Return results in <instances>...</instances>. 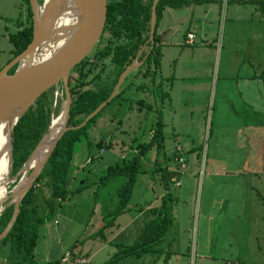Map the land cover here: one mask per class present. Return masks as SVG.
Masks as SVG:
<instances>
[{
	"label": "rangeland",
	"instance_id": "1",
	"mask_svg": "<svg viewBox=\"0 0 264 264\" xmlns=\"http://www.w3.org/2000/svg\"><path fill=\"white\" fill-rule=\"evenodd\" d=\"M218 1H221V11L220 15L218 14V18L220 17L219 22H221L216 21L215 23L216 41L212 44L211 49L204 48L200 50L198 52L200 56L185 51L177 65L174 64L175 60L174 63L171 62V58L175 57L178 49L175 50L174 48L171 51L170 48L162 57L160 77L174 74L176 70V80L174 81L169 102L166 100L163 107L160 106L158 108L162 111L163 120L160 118L161 131L159 137L156 139L154 137L157 142L153 141L150 150L146 152L145 156L141 157L142 167L144 169L149 167L151 170L146 175L139 174L137 176L130 199L131 201L138 199L142 189L140 181L148 180V178L150 180L151 172L155 174L152 169L155 157L158 156V165H162L164 161L169 165L178 164L172 152L173 138L178 135L180 137V145L183 148L182 153L187 163L184 170H187V172L197 170L198 172L197 181L194 184L188 181L187 184L183 185V187H186L184 190L186 199L183 198L179 202L180 206L184 207L185 210L182 216V220L185 222L181 226L187 230L181 231V245L177 250L189 251V264H199L194 250V239L196 238L197 240L200 236V231L197 233V214L199 213L198 206L203 188L202 172L208 168L245 170L247 172L246 178L249 176L248 173H250L251 178L254 177V173L260 176L264 174V87L262 80L260 78L254 79L252 81L254 86L248 88L243 85H235L236 81L240 80V77L264 68V15H262L264 14V9L260 8L261 18L257 20V17H255L252 24L236 23L232 26L233 22L229 21L230 10L233 4L239 0ZM260 3H264V0H255V3L244 4L243 6L246 7L239 9L241 11L254 10V5H259ZM18 15H20V20L25 22L26 3L24 0H0V66H3L5 61L12 56V44L8 39V32L15 30L19 26V20L16 18ZM244 15H246L245 12ZM251 25L252 32L249 29ZM158 26L160 27V18L157 28ZM256 27L258 28L257 31L255 30ZM245 31H247V35ZM256 35L258 37H254ZM107 37H109V32L105 30L86 55L90 60L96 62L94 71L88 77L102 65L101 77L100 79L95 78V80L99 79L98 82L105 81L114 85L112 81L116 72L114 64L108 56L95 57L93 55L95 49L101 47ZM196 57H201L199 62H197ZM193 60L196 62L194 63ZM192 67H197L194 70L203 74L202 78L197 80L199 83H203L200 87L194 85L196 80L181 79L183 74L187 73ZM76 75V70L71 69L69 77L73 80ZM152 77H154L153 81L151 80ZM160 77L157 74L144 76L137 71L136 66L130 71L127 78L125 77L120 84V87L124 88L123 94L112 100L101 111V115L94 121L90 130L91 138L95 137L92 139L93 142L102 138L104 143L110 140L111 146L102 149V147L98 148L95 143L89 147H86L85 144H77L73 159V170L76 169V162L80 161L79 164H81L83 157H86L85 160H89L88 166L91 168L92 166L103 167L104 164H113L119 161L125 153L133 154L139 150L140 146L145 145L144 143L153 135L155 130L154 122L159 117V111L152 110L155 108L156 103L164 98L159 95L163 87L161 89L156 87V84L161 80ZM164 80L166 79H163V86L165 84ZM142 81L146 83L145 88H136V84ZM57 87H54L52 91L54 100L52 106L55 104L54 98L59 99V106L54 113L52 112V116L64 104V89H61L63 87L62 82ZM141 98L145 101L143 105H139L137 102ZM120 118L121 122L119 123ZM156 144H159V155L156 153ZM191 146L194 147L189 150ZM174 150H176V147ZM87 154L93 155L94 158L90 159ZM100 154V157H95ZM79 174L80 172L76 175L77 179ZM98 174L99 172L92 171L90 179L95 178ZM14 181L15 177L9 173L8 188L14 185L12 184ZM257 185L254 180L253 190H257ZM95 186L96 183H92L90 189L92 190ZM174 187L170 189L172 194L175 193ZM44 190L48 193L46 187H44ZM9 192L10 190L8 194ZM81 193L90 195L88 189L83 190ZM252 193L254 194V191ZM255 196H261L260 192L256 193ZM256 199L259 198L256 197ZM6 200L7 198L2 203ZM73 203L75 208L79 207L80 216L78 217V212L75 211L76 215L69 220V223L77 221L79 226L73 230L63 231L62 227L65 229L69 225V223L64 224L63 213L65 210L69 213L67 206ZM78 204L76 196L72 195L66 202L61 204L58 210L48 214L47 223L50 224L54 240L56 237H60L63 249L70 248L76 238L84 237L80 241L81 245H78V247L81 246L80 250H101L91 262H88V264H99L116 250L117 246L105 244L100 237V233L89 236L91 231L96 228L90 222L94 216V214H91L93 207L90 204L88 206ZM69 214H71V210ZM54 216L61 218V221L57 224L60 231H55L57 226L53 225L55 224L53 221ZM120 217L122 218L123 215H120ZM187 218H189L188 225L186 222ZM47 223L39 227L37 249L34 248V250H40L41 242L44 238H47ZM71 231L74 233L76 231L78 236L72 238ZM182 232L185 233L183 234ZM42 233L44 236L40 235ZM58 247L61 249V246ZM6 250L7 247L4 246L2 255L0 254V264L5 260L3 254ZM75 250H78V248ZM105 250H109L110 253L105 252ZM196 250H198V245ZM252 251L249 250V255H247L248 264H253L257 261V256ZM232 257L242 259L241 256H237L236 252ZM42 261L44 262L45 260L42 259ZM83 261L84 259L78 258L77 255H70V259L66 263L83 264Z\"/></svg>",
	"mask_w": 264,
	"mask_h": 264
},
{
	"label": "crops",
	"instance_id": "2",
	"mask_svg": "<svg viewBox=\"0 0 264 264\" xmlns=\"http://www.w3.org/2000/svg\"><path fill=\"white\" fill-rule=\"evenodd\" d=\"M249 3H255V0H239L237 3L233 4L230 10L229 18V21L233 22L232 26L236 23H246L247 25H250L253 23V19H255V17H257V20L261 18L260 8L264 9V3L254 5V10L248 9L247 11H241L239 9L241 7H246L243 5H249ZM220 11L221 1L218 0H188L183 5L168 6L162 10V14L160 16V27L158 26L157 28L158 35L160 37V58L157 73L159 77L160 63L163 59L162 57H164L168 49L171 48V51L174 50V48L175 50L178 49L175 53V57L171 58L172 63H174L175 60V65L180 62L182 54H184L185 51H188L190 54L195 53L200 56L198 53L200 50H203L204 48L211 49L212 44L216 41L215 23L220 20V17L218 18ZM244 12L246 15H244ZM249 29L252 32V25L249 26ZM255 30L257 31L258 28L256 27ZM188 33H192V37L190 39L188 38ZM245 33L247 35V31H245ZM254 37H258V35ZM196 58L197 62L201 59V57ZM193 61L194 63L196 62L195 60ZM196 68L192 67L189 69L187 73L183 74L181 79L188 78L196 80L194 85L200 87L203 83H199L197 80L202 78L203 74L194 70ZM260 70L253 71L252 73H248L246 76L240 77V80L236 81L235 85H243L247 88L253 87L254 84L252 81L260 78L258 75ZM175 75L176 70L174 74L160 77V84L162 85L160 87H163L162 90L167 91V94L160 102L156 103L155 108L152 110L159 111V117H157V120L154 122V126L156 123L160 122V118H162V111L158 108H160V106L163 107L166 100L168 102L170 100L174 81L176 80ZM163 79H166L164 80V86ZM110 143V140L105 143L108 144L107 148L111 146ZM175 147L176 150H174ZM193 147L194 146H191L189 150H192ZM150 148L146 152H148ZM178 148L183 151L182 145H180V137L177 135L173 138L172 148L176 161ZM102 149H106V146ZM159 151L160 150L156 145L157 155H159ZM146 152L141 154V157L145 156ZM101 154L96 155L95 157L98 158ZM125 155L128 154H123V156ZM182 156L184 157L183 153ZM157 157L153 160L154 164L152 165V169L155 174L151 172L150 180L148 178V180L140 181V187L142 189L140 191L141 193L139 198L131 201V193L124 209L120 211L112 221L109 220V223L106 226H104V223L110 217V215L106 214V212L108 211V208H111L114 205V192L118 187L119 178L117 176L112 177L104 184L100 185L95 199H93L90 195L81 193L82 191L74 194L81 206H88L92 201L90 204V206L93 207L91 214H94V216L90 222L94 225V227L96 226V228L91 231L89 236L92 234L94 235L95 233L98 235L100 233V237L103 239L105 244H113L117 246L118 244H131L137 239L144 236H150L162 228V226L160 227V225L152 222V219L156 216L154 207L160 206L164 201V196H167V193H170L172 198L170 201L171 214L168 221L169 227L163 238H161L154 245L156 250H150L142 253L141 255L124 256L111 264L190 263L189 251L177 250L181 245V231L187 230L185 227H182L185 222L182 220L185 210L184 207L180 206L179 202L183 198L186 199V197H184V190L186 187H183V185L187 184L188 181H191L194 184L195 181H197L196 176L198 172L197 170L189 172L184 170L187 165L185 157L184 165L181 167L179 166L178 161L177 165L175 163L173 165H169L166 161H164L162 165H158ZM85 158L86 157L82 158L81 164H79L80 161L76 162V169L74 172L79 171L82 165L85 164V161H87ZM106 165L107 164H104L103 167L92 166L93 172L100 173ZM149 170L151 169L147 167L140 174L146 175ZM246 173L247 172L245 170H218L214 168H208L202 172L203 176H201V178L203 188L198 206L199 213L197 214V233L200 231V236L197 240L196 238L194 239V250L196 257H198L197 259L199 260V264H248L247 255H249V250H253L252 252L257 256V261L253 264H264V174L260 176L257 173H254V177L251 178L250 173H248L249 176L246 178ZM254 180L256 185L258 184L257 190H253ZM173 187L175 192L174 194H172L170 190L171 188L173 189ZM252 191H254V194ZM258 192H260L261 196H255ZM256 197L259 199L255 200ZM64 202H66V200ZM74 203L68 204L69 206H67L69 213L71 210V214H69L67 210L63 213V217L65 218L64 224H68L69 220L76 215L74 213L75 211L78 212L77 216H80V209L79 207L75 208ZM120 215H123V217L121 218ZM53 221L55 223L53 225L57 226V224L61 221V218H56L54 216ZM188 221L189 218H187L186 221L187 225ZM72 222L75 224L69 223L65 229L62 227V230L69 231L79 226L77 221ZM45 223H47V221ZM55 229V231H60V229L58 230V226ZM71 232L72 238H76L78 236L76 231L75 233L73 231ZM46 233L48 234L47 238H44L41 242L40 250H35V253L40 260L43 259L45 261H50L59 258L61 260L60 264H67L62 261V256L64 252L68 250L70 251V255H77L78 258L84 259L82 262L83 264H88V262H91L95 255L101 251L87 249L80 250L81 246L78 247V245H81L80 241H82L84 237L76 238L72 245H70L71 247L69 246L70 248L63 249L60 237L58 236L54 240L52 229H50V224L48 223L46 224ZM40 235H43V233ZM38 236L35 243V249H37L36 246ZM197 245L198 250H196ZM58 246H61V249ZM76 248H78V250H75ZM105 252H109V250H105ZM235 252L237 256H241L242 259L239 257H232ZM112 253H110L107 258H109ZM106 259L101 261V263Z\"/></svg>",
	"mask_w": 264,
	"mask_h": 264
},
{
	"label": "trees",
	"instance_id": "3",
	"mask_svg": "<svg viewBox=\"0 0 264 264\" xmlns=\"http://www.w3.org/2000/svg\"><path fill=\"white\" fill-rule=\"evenodd\" d=\"M41 1L39 0V2ZM187 1H157L153 40L149 39L153 0L107 1L103 32L107 30L109 37L106 38V41L101 47L95 49L93 55L95 57L108 56L114 64L116 68L115 77L112 79L114 85L121 71L129 66L135 57L138 60H143L142 64L138 66L137 71L141 72L144 76L158 73L160 37L158 35L157 25L162 10L168 6L181 5ZM24 2L26 3L25 22L20 20V15H18L16 18L19 20V26L15 30L8 32V39L12 44V56L10 58L21 52L32 38L33 21L30 0H24ZM15 67L16 64L9 69V72H12ZM95 67L96 62L90 60L88 56H85L72 68V70H76L77 75L73 80L69 77L71 100L67 125L79 124L112 91L114 85L108 84L105 81L98 82L103 69L102 65L88 77L94 71ZM129 73L126 74V78ZM258 75L264 85V68L259 71ZM95 78L99 79L95 80ZM151 80L153 81L154 77ZM160 85L159 82L156 84V87L161 89ZM145 86L146 83L143 81L136 84V88L144 89ZM54 87L52 86L42 92L13 125L11 133L12 159L9 171L11 176L16 174L22 163L29 156L43 133L47 130L52 112L54 113L58 109V98H54L55 104L52 106L54 101L52 91ZM123 91L124 88L120 87L117 93L92 115L85 124L67 128L58 138L41 171L20 199L18 205L19 210L13 224L7 233L0 238L1 255L3 247H7L6 252L3 254L5 260L1 264H60L61 260L59 258L43 262L36 255L34 248L39 227L48 221V214L50 212L58 210L61 204L72 195L88 189L90 195L95 198L100 185L115 176L119 178V184L114 192V205L108 208L106 212L110 217L105 221L104 226L124 209L132 193L137 176L145 170L142 167L141 154L150 148L153 141H155L154 137L155 139L159 137L161 131L160 122L154 126V133L144 143L145 145L140 146L139 150L133 154L123 156L119 161L113 164H107L95 178L90 179V173L93 169L88 166L89 160L85 161V164L82 165L79 171L74 172L73 170V159L77 144H86V147H89L95 143L98 148L108 146V144L103 142L102 138L93 142L92 139L95 137L91 138L90 130L94 121L101 115V111L112 100L121 96ZM166 94L167 91L160 90L159 95L161 98ZM137 102L139 105L145 104L142 98L138 99ZM118 122H121V118ZM156 145L158 146L159 144ZM87 155L90 156V159L94 157L93 155ZM79 172L80 174L77 179L76 175ZM15 182L16 180L12 184ZM92 183H96V186L91 190L90 186ZM43 186L48 189V193L44 190ZM171 198L170 193H167V196H164L163 203L160 206L154 207L156 216L152 219V222L160 225V227L162 226V228L156 233L139 238L131 244H118L117 249L101 264H111L124 256L141 255L144 252L156 250L154 245L163 238L169 227ZM13 209L14 203L12 202L1 211L0 232L9 222Z\"/></svg>",
	"mask_w": 264,
	"mask_h": 264
},
{
	"label": "water",
	"instance_id": "4",
	"mask_svg": "<svg viewBox=\"0 0 264 264\" xmlns=\"http://www.w3.org/2000/svg\"><path fill=\"white\" fill-rule=\"evenodd\" d=\"M157 1L158 0H153L151 8V24L149 32L150 40H153L154 35ZM106 3L107 0H42L41 3L39 0H30L33 21L32 38L21 52L10 58L0 68V118L9 115L11 120L9 128L10 166L12 159L11 133L13 125L16 123L20 115L35 102L42 92L52 86L57 87L60 82H62L64 89V104L59 110H64V121L63 126L50 143L42 160L36 166L30 169V172L28 171V180L26 181V184L19 190L16 196H13L12 190L14 186L20 181L22 176L25 175L27 171L24 169L25 164L34 155L36 149L43 142L45 136L50 131L53 122L52 117L47 130L43 133L36 146L22 163L16 174L13 176L15 177L16 182L11 188H8V191L10 190V192L8 194L7 200L0 205V213L7 205L12 202L14 203V209L9 222L0 232V238L7 233L13 224L19 210L18 205L20 199L25 194L27 189L32 185L34 179L41 171L61 134L67 128L78 127L85 124V122L92 115H94L117 93L126 74L137 65L138 61L137 57H135L132 63L123 71H121L108 97L99 103L91 112H89L79 124L67 125L71 100L69 91V73L75 64L82 60L93 48L102 34L106 18ZM40 4L44 5L46 11L44 18L38 22L35 9L36 5ZM70 4L73 5L77 13V21L71 34L68 36L65 42L60 44L58 47H53L54 40L53 42L45 45L46 42L52 38L53 34L56 33L64 23L67 6ZM41 45H45L43 46L44 50L40 54V57L35 59V56L38 53L37 51ZM14 64H16L15 69L12 72H9V69Z\"/></svg>",
	"mask_w": 264,
	"mask_h": 264
},
{
	"label": "bare ground",
	"instance_id": "5",
	"mask_svg": "<svg viewBox=\"0 0 264 264\" xmlns=\"http://www.w3.org/2000/svg\"><path fill=\"white\" fill-rule=\"evenodd\" d=\"M45 9L46 8L44 7L43 4L36 5L35 14L38 22H40L44 18L46 11ZM65 15L66 16L64 23L58 29V31L53 34L52 38H50L49 41L46 42L45 45L53 42L54 40L53 47L55 46L58 47L60 44L64 43L65 40L68 38V36L71 34L77 19V13L72 4L67 6V11ZM45 45H41V47H39L35 59L40 57V54L44 50L43 46ZM63 111L64 110L61 109L52 116L53 122L50 131L45 136L43 142L36 149L34 155L25 164L24 169H26L27 171L25 175L22 176V178L17 183V185L14 186L12 190L13 196H16L19 190L26 184V181L28 180V171L32 169L34 166H36L42 160L50 143L52 142L58 131L63 126V121H64ZM10 124H11V120L9 115L0 118V204H2V201L8 197L7 182L9 180V168H10V163H9Z\"/></svg>",
	"mask_w": 264,
	"mask_h": 264
},
{
	"label": "built area",
	"instance_id": "6",
	"mask_svg": "<svg viewBox=\"0 0 264 264\" xmlns=\"http://www.w3.org/2000/svg\"><path fill=\"white\" fill-rule=\"evenodd\" d=\"M188 38L190 39L192 37V33H188ZM178 156H177V161L180 164V166L184 165V157L182 156V151L180 148H178ZM70 259V251L66 250L62 256V261L68 262ZM80 260V259H78Z\"/></svg>",
	"mask_w": 264,
	"mask_h": 264
},
{
	"label": "flooded vegetation",
	"instance_id": "7",
	"mask_svg": "<svg viewBox=\"0 0 264 264\" xmlns=\"http://www.w3.org/2000/svg\"><path fill=\"white\" fill-rule=\"evenodd\" d=\"M137 61H138V62H137L136 67L138 68V66L142 64L143 60H138V59H137Z\"/></svg>",
	"mask_w": 264,
	"mask_h": 264
}]
</instances>
